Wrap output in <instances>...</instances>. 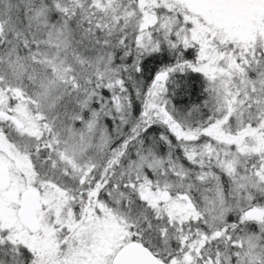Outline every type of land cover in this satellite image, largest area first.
Masks as SVG:
<instances>
[{"label":"snow or ice","instance_id":"6c2138e0","mask_svg":"<svg viewBox=\"0 0 264 264\" xmlns=\"http://www.w3.org/2000/svg\"><path fill=\"white\" fill-rule=\"evenodd\" d=\"M0 264H264V0H0Z\"/></svg>","mask_w":264,"mask_h":264}]
</instances>
